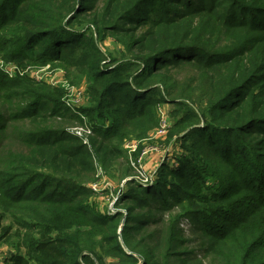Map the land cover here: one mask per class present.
<instances>
[{
	"label": "trees",
	"instance_id": "trees-1",
	"mask_svg": "<svg viewBox=\"0 0 264 264\" xmlns=\"http://www.w3.org/2000/svg\"><path fill=\"white\" fill-rule=\"evenodd\" d=\"M0 55L62 63L89 102L85 122L61 92L0 74L6 264H202L185 222L209 264H264V0H0ZM163 103L177 166L99 214L88 184L120 160L132 173L121 144L147 139Z\"/></svg>",
	"mask_w": 264,
	"mask_h": 264
},
{
	"label": "rangeland",
	"instance_id": "rangeland-1",
	"mask_svg": "<svg viewBox=\"0 0 264 264\" xmlns=\"http://www.w3.org/2000/svg\"><path fill=\"white\" fill-rule=\"evenodd\" d=\"M106 51L113 57H118L121 51L124 49L123 45L117 40L109 38L104 44ZM109 62V61H107ZM0 74L6 75L9 78H29L37 84L45 85L55 91L61 92L62 102L67 105V110L77 114L80 117L87 118L81 111L88 107L87 85L85 80L78 81L74 75V72H68L62 63H50L46 65H39L37 63L25 61L21 64L10 62L7 57L0 55ZM193 72L184 71L176 76L181 82H187L189 78L193 76ZM200 93L196 92V96ZM73 108V109H72ZM157 117L159 120L158 127L150 133L149 137L145 140H138L130 137L125 139L121 144L123 151L128 159H130V172L128 165L123 160L116 162V164L109 170L104 171L101 167L98 168L94 180L88 184L89 187L98 185V191L91 190L94 194L89 200L90 205L99 214L114 215L118 211H122V208L118 207V203L121 199V193L127 190V183L129 181H137L145 188L152 187L158 180V170L161 165L168 161L171 168L177 166V160L175 158L176 153H181L182 149L179 144L176 146L166 145L168 134L165 137L153 138L156 130L159 128L161 119L165 118L170 127L173 125L174 116L172 115L174 107L169 104L157 105ZM203 125V122L201 123ZM78 126L70 129L76 132ZM132 145H136L135 151H131ZM149 149L150 155L144 158L142 153L144 150ZM158 149L157 151H154ZM159 151V152H158ZM128 175L127 178L126 175ZM123 222V221H122ZM5 225L9 224V221L4 222ZM183 229V236L185 239L191 241L188 243L190 251H193L198 255L202 264H209L210 260L204 258L203 249L200 248V239L193 238V228L189 223H185ZM18 253L8 245L0 247V264H6L12 254ZM24 253V251H22ZM109 261V260H108Z\"/></svg>",
	"mask_w": 264,
	"mask_h": 264
},
{
	"label": "built area",
	"instance_id": "built-area-1",
	"mask_svg": "<svg viewBox=\"0 0 264 264\" xmlns=\"http://www.w3.org/2000/svg\"><path fill=\"white\" fill-rule=\"evenodd\" d=\"M77 128H78V129H76L77 131L82 130L83 132L82 133L81 132H76L75 130H72V129H70V132L73 133V134L78 135L79 137H82L84 139V144L89 145V138H88V136H90V134H92L91 129L89 127H77ZM170 128L171 127L168 124V122L166 121V119L165 118L161 119L160 126L156 130L155 135H154L153 138L165 137L169 133ZM136 148H137L136 145H132L131 148H130V150L131 151H135ZM157 150L158 149H155L154 151H157ZM149 155H150V150L149 149H146V150L143 151L141 158L147 157ZM90 188H91V190H93L95 192L98 191V185H94V186H92Z\"/></svg>",
	"mask_w": 264,
	"mask_h": 264
}]
</instances>
